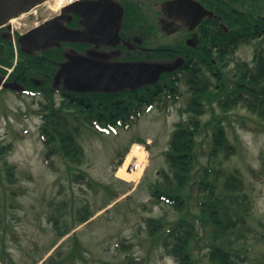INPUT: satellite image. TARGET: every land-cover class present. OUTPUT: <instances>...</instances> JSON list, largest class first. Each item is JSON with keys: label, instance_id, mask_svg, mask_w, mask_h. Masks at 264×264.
Masks as SVG:
<instances>
[{"label": "rangeland", "instance_id": "obj_1", "mask_svg": "<svg viewBox=\"0 0 264 264\" xmlns=\"http://www.w3.org/2000/svg\"><path fill=\"white\" fill-rule=\"evenodd\" d=\"M252 55V49L243 53L245 58ZM178 85V100L164 99L130 128L103 133L93 126L82 127L78 140L85 162L75 173H85L94 188L75 181L59 158H54L56 171L46 163L40 135L43 119L35 114L36 100L7 96V115H0V148L11 144L12 151L7 158L0 157V264H47L44 262L59 248L64 253L55 259L59 264L75 248L82 256L65 264H124L128 257L134 263L176 264L163 240L157 242L150 236L146 219L171 223L180 217L167 203L153 204L150 193L151 186L161 179L159 172L168 169L165 154L175 123L182 116L189 117L180 114L189 102V86L185 80ZM211 118L208 113L201 120L206 123ZM223 121L237 153L229 160L222 159L221 170L230 173L239 169L253 200L250 225L254 234L247 239V263L264 264V239H253L264 236V120L241 105ZM145 142L150 143L149 163L139 183L118 177L133 145ZM199 143L204 151L201 163L206 165L212 148L210 134H203ZM126 152L122 165L117 166ZM11 168L13 176L9 177ZM85 210L93 217L81 225L79 216ZM66 230L70 233L61 238L59 233ZM207 251L201 242L196 253L204 256Z\"/></svg>", "mask_w": 264, "mask_h": 264}, {"label": "trees", "instance_id": "obj_2", "mask_svg": "<svg viewBox=\"0 0 264 264\" xmlns=\"http://www.w3.org/2000/svg\"><path fill=\"white\" fill-rule=\"evenodd\" d=\"M255 59L257 64L249 79L244 67L239 65L235 80H232L234 85L225 76L219 90L211 84L209 75L213 68L204 65L200 69L187 61L182 70L164 74L157 84L137 91L119 94L66 93L59 108L52 104L43 108L40 135L46 147L45 161L56 171L54 158H59L75 181L94 188L85 173H75L85 162V152L78 140L82 127L129 128L149 108L161 104L164 98L166 101L170 98L177 100L180 96L178 84L185 80L191 95L187 107L180 110V114L187 113L189 117L182 116L175 124L165 154L168 169L160 171L161 179L150 188L153 204L167 203L180 217L171 223L148 217L149 234L154 241L163 240V246L176 264H248L247 239L254 234L250 225L253 200L242 172L236 169L227 173L221 170V166L223 160H229L237 153L228 138L224 117L243 105L264 120V57ZM13 64L12 61L10 65ZM208 113L212 116L211 121L203 123L201 117ZM35 114L41 115V111L36 110ZM203 134H210L212 139L206 165L201 163L204 151L199 143ZM11 151V144L2 146L0 157L7 158ZM123 160L124 156L117 165ZM12 169L9 170V177L13 176ZM92 217L85 210V214L79 216L80 224ZM0 222H3L1 215ZM69 233L66 230L59 234L63 238ZM253 237L258 242L264 239L263 235ZM201 242L208 249L204 256L196 253ZM59 249L45 263H57L56 257L64 254ZM77 255L82 256L75 248L62 260V264L72 261ZM124 264L142 262L134 263L133 258L128 257Z\"/></svg>", "mask_w": 264, "mask_h": 264}, {"label": "flooded vegetation", "instance_id": "obj_3", "mask_svg": "<svg viewBox=\"0 0 264 264\" xmlns=\"http://www.w3.org/2000/svg\"><path fill=\"white\" fill-rule=\"evenodd\" d=\"M52 3L15 18L24 17L26 27L0 28L2 116L11 94L36 100L41 109L59 108L77 85L67 64L107 73L118 65L184 59V66L213 68L219 90L225 76L234 85L239 65L249 79L255 58L264 57V0H73L72 9H85L79 14L65 7L55 12ZM35 27L41 33L31 41L26 36ZM68 31L86 32L85 43L59 40ZM251 49L252 57H243Z\"/></svg>", "mask_w": 264, "mask_h": 264}, {"label": "water", "instance_id": "obj_4", "mask_svg": "<svg viewBox=\"0 0 264 264\" xmlns=\"http://www.w3.org/2000/svg\"><path fill=\"white\" fill-rule=\"evenodd\" d=\"M44 1L46 0H0V27L5 26L13 17L30 10ZM72 7L74 6L67 8L72 13L85 11V9L76 10L72 9ZM82 24L84 25V22ZM41 29H33L26 38L30 37V40L34 41L33 39L40 35ZM85 37L86 32L68 31L59 40L85 43ZM183 64V59L167 63L143 62L124 64L118 65L115 68H108L107 73L95 70L87 72L84 68L79 69V67H71L67 64L66 72L70 74L72 80H75L77 85L73 90L78 93H115L127 90H138L144 86L156 84L164 73H172L181 68Z\"/></svg>", "mask_w": 264, "mask_h": 264}, {"label": "bare ground", "instance_id": "obj_5", "mask_svg": "<svg viewBox=\"0 0 264 264\" xmlns=\"http://www.w3.org/2000/svg\"><path fill=\"white\" fill-rule=\"evenodd\" d=\"M72 0H55L54 3L51 5L53 6L52 9L55 12H59L61 8L68 3H70ZM25 18L22 19H14L11 22L15 25L26 27V24L24 23ZM23 22V23H22ZM37 20L32 23V25H36ZM30 24H27L29 26ZM148 152L144 150H134L133 152L129 153L127 155V158L123 165L119 168L117 172V176L129 181L131 183L137 184L139 183L140 179L142 178L145 168L148 166L149 163V157Z\"/></svg>", "mask_w": 264, "mask_h": 264}]
</instances>
